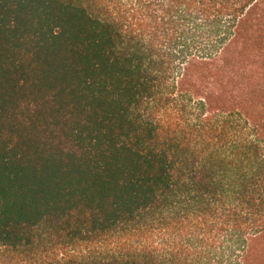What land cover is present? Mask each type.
Wrapping results in <instances>:
<instances>
[{
  "label": "trees",
  "instance_id": "1",
  "mask_svg": "<svg viewBox=\"0 0 264 264\" xmlns=\"http://www.w3.org/2000/svg\"><path fill=\"white\" fill-rule=\"evenodd\" d=\"M0 264H264V0H0Z\"/></svg>",
  "mask_w": 264,
  "mask_h": 264
}]
</instances>
